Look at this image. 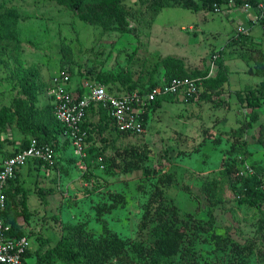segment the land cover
Returning a JSON list of instances; mask_svg holds the SVG:
<instances>
[{"label":"rangeland","instance_id":"obj_1","mask_svg":"<svg viewBox=\"0 0 264 264\" xmlns=\"http://www.w3.org/2000/svg\"><path fill=\"white\" fill-rule=\"evenodd\" d=\"M258 1L264 10V0ZM0 3L11 10L10 19L0 24V111L7 107L13 112L14 102L24 99L21 86L28 77L38 87L33 107L38 121L49 115L51 99L42 88H49L54 77L78 90L102 82L103 73L123 74L130 81L106 82V87L144 90L165 81V62L173 60L188 76L208 80L222 72L225 78L209 101L175 97L162 102L140 134H119L110 122L104 128L92 109L85 122L91 140L85 145L97 147L103 159L88 169H79L68 140L56 137L53 163L38 165L18 179L24 191L17 198V220L34 251L31 262L62 240L75 253L76 264H85L87 250L116 238L127 243L123 256L129 261L123 257L121 264H151L154 236L140 224L156 184L167 177L171 182L162 185L163 195L181 218L191 216L216 235L251 245L247 264H264V201L259 207L240 203L238 185H230L225 172L229 162L231 180L243 178L238 174L247 166L255 173L261 170L264 188V98L253 95L264 76L255 75L253 63L243 60L257 49L264 53V18L252 25L257 10L233 1L217 12L174 6L157 11L150 7L152 0H122L81 12L47 0ZM63 47L70 67L61 71ZM252 113L258 116L255 122ZM244 124L249 128L235 141L233 131ZM23 138L15 123L0 127V162ZM233 144L241 147L233 150ZM131 147L146 155L142 166L149 175L143 169L123 173L107 167L115 149ZM209 184L216 185L214 197L202 189ZM188 236L183 248H189L191 264H228V256L208 234L190 231ZM172 264H180L178 256Z\"/></svg>","mask_w":264,"mask_h":264},{"label":"trees","instance_id":"obj_2","mask_svg":"<svg viewBox=\"0 0 264 264\" xmlns=\"http://www.w3.org/2000/svg\"><path fill=\"white\" fill-rule=\"evenodd\" d=\"M51 2H55L58 5L66 6L72 11L81 12L85 8L90 7H104L110 5H119L122 0H47ZM233 1L237 7H243L247 1L245 0H152V5L150 6L154 10H161L167 6L181 7L190 11H197L202 7H208L214 9V6L220 7L228 2ZM199 3H201L199 5ZM251 8L256 9V5L260 4L258 0H250L248 1ZM245 9V8H244ZM9 8H6L2 3H0V24L8 21L10 19ZM263 18H264V10H263ZM262 22V21H261ZM63 56L59 62V68L61 71L66 70L70 67V59L68 55V49L62 48ZM244 62L249 63L252 62L254 65V74L264 76V53L260 50H256L253 55L243 57ZM166 67V77L165 81L160 83H166L173 78H185L192 77L186 75L180 66L178 61L167 60L165 62ZM223 70H226L224 67ZM218 76L215 79L202 80L199 91L190 96L189 98H185L189 102H194L196 100H211L213 94H219V88L222 87L224 83V76ZM102 79L101 84L105 87L106 82H115L122 81L128 82L130 81L129 75L123 74H110L103 73L99 75ZM195 78V77H192ZM53 79V78H52ZM156 84L144 90L142 92H146L153 88L154 86L160 85ZM65 87V86H63ZM68 89L67 87H65ZM201 88H204L203 92H201ZM109 93L120 94L122 92H131L136 90L133 86H130L126 89H122L119 92L111 91L106 87ZM38 87L33 80V78L28 77L24 80L21 86V92L24 96V99H18L14 102L13 108L14 111L10 112V109L7 107H3L0 111V127L4 128L6 125L15 123L19 128L20 133L24 137L19 144V146L13 150L10 154L5 156L3 160L13 156L17 151L22 150L23 148L28 146V139L34 138L37 142L42 144L49 145L53 152L56 137L63 135L70 145L69 139L66 137L65 128L56 120L53 113V104L51 99V106L48 109L49 115L45 120L38 121V113L34 110V101L36 95L38 94ZM44 94H46L48 88L44 87ZM71 90V89H68ZM78 94L79 97H82L85 94L86 89H78L71 90ZM253 95H258L264 98V80L261 82L260 86L253 92ZM47 95V94H46ZM175 97V95H166L156 98L146 109L144 114H142L141 118L143 121V127H145L146 122L148 120L149 114L161 105L162 102H171ZM92 109L97 110V113L100 116V120L105 122V127H107L108 122L112 121L109 117L107 109L104 108L101 104H91L87 114L92 111ZM87 117V115H86ZM258 119L256 113H252L251 122H255ZM85 121L83 123V129L85 131ZM112 128L119 134H128L117 131L113 126ZM249 128L248 124L241 125L239 128L233 131L232 135L236 138H240L241 135L245 132L246 129ZM90 136L85 138L86 141H90ZM233 150L238 149L241 146H234ZM103 159L102 153L100 150L95 147L93 144L84 147V157L83 163L85 167L88 169L93 167L95 161L97 159ZM146 159V155L138 149L137 147L126 148L123 150H114V157L109 160L107 164L108 168L117 169L122 171L123 173L132 172L134 170L143 169L145 175H149V171L147 168H143V162ZM30 162L37 163L38 165H48L47 163L41 162L39 160H32ZM233 171L232 163H226L225 172L227 175V181L230 185H238L236 187V193L239 197V202L247 205H253L255 207H259L260 202L264 201V189H261L260 179L258 173L261 170L255 169L256 174L249 177L244 178H236L234 180L230 179V176ZM260 174V173H259ZM19 173L16 171L14 177L9 180V187L5 190V199L6 206L2 212V218L5 224L10 225L11 234L17 237H22L25 235L24 231L21 230L18 224V216L19 213L17 198L23 194L22 186L19 182ZM171 182V178H164L159 180L161 185L156 184L154 191L152 192L150 198L144 206L142 220L140 227L142 229H147L150 227L152 235L154 236V241L149 250V259L151 264H172L173 259L175 257H179L180 264H191L190 256H189V248L184 249L183 243L188 239V232L196 233H206L208 234L209 241H212L216 249L223 252L228 256V264H247L250 256L252 255V246L251 245H240L234 241H232L228 237H221L216 235L211 231L208 226H201L199 222H195L191 219V216L187 219L181 218L178 215L177 207L169 203L164 195H163V187L169 186ZM163 185V187H162ZM216 188L215 184H209L208 186H203L204 192L211 193V190ZM208 196L214 197L213 192L211 194H207ZM25 204L21 203V207H24ZM112 208L115 207L111 206ZM109 211V210H107ZM24 217L26 218V211L23 210ZM79 245H83L81 239L78 241ZM127 245L126 242L120 241L116 238H108L103 239L100 243L93 246V249L87 250V257L85 264H121L120 260H122L124 248ZM26 256L32 257L34 256V251H29L26 253ZM35 264H55L56 262H60L62 264H76V255L72 251L68 245L60 240L54 248L48 249L42 254H38L36 257ZM115 260V262H114ZM124 262L129 261V258L124 257Z\"/></svg>","mask_w":264,"mask_h":264},{"label":"built area","instance_id":"obj_3","mask_svg":"<svg viewBox=\"0 0 264 264\" xmlns=\"http://www.w3.org/2000/svg\"><path fill=\"white\" fill-rule=\"evenodd\" d=\"M245 1L247 2L244 8H251L248 3L250 0ZM213 10L217 12L219 8L214 6ZM255 10L259 13V17L254 20L253 26L263 19L262 5H256ZM202 80L204 79L192 77L173 78L146 92L136 89L120 94L109 93L103 84L94 82L86 88L85 94L79 97L77 93L63 87L59 77H54L46 94L52 98L56 120L65 128L78 168L85 169L83 157L86 135L83 123L91 104H101L107 109L112 126L117 131L140 134L144 131L141 116L156 98L166 95L189 98L199 91ZM28 142L27 147L0 162V264H35L36 262V258L31 262L32 257L26 256L27 252L33 251L27 236L12 235L10 225L5 224L2 218L6 206L4 193L16 171L32 160L47 164H52L54 161L55 153L49 145H40L34 138H29ZM255 174L252 168L247 166L238 175L244 178ZM259 187L264 189L261 183Z\"/></svg>","mask_w":264,"mask_h":264},{"label":"crops","instance_id":"obj_4","mask_svg":"<svg viewBox=\"0 0 264 264\" xmlns=\"http://www.w3.org/2000/svg\"><path fill=\"white\" fill-rule=\"evenodd\" d=\"M26 167H21L18 170L19 176L22 175L23 172H28V171H33L35 168H37L38 164L34 163V162H28L26 165Z\"/></svg>","mask_w":264,"mask_h":264}]
</instances>
